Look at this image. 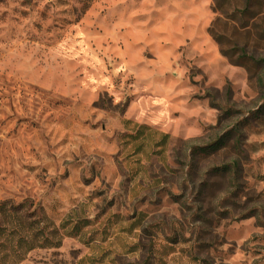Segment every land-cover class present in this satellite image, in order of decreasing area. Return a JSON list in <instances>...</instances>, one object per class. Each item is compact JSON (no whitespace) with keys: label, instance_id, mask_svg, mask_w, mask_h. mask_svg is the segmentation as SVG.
<instances>
[{"label":"rangeland","instance_id":"rangeland-1","mask_svg":"<svg viewBox=\"0 0 264 264\" xmlns=\"http://www.w3.org/2000/svg\"><path fill=\"white\" fill-rule=\"evenodd\" d=\"M256 60L264 0H0V202L62 237L19 264H264V118L188 151L260 104Z\"/></svg>","mask_w":264,"mask_h":264},{"label":"trees","instance_id":"trees-1","mask_svg":"<svg viewBox=\"0 0 264 264\" xmlns=\"http://www.w3.org/2000/svg\"><path fill=\"white\" fill-rule=\"evenodd\" d=\"M258 66L264 60L254 61ZM264 76V74H263ZM260 104L247 113L245 117L237 115L232 126L224 133L201 145H192L188 148L189 155L197 158H209L218 154L231 142V149L242 146V130L252 122L264 118V81L259 78ZM224 115L232 116L231 111ZM226 170H229L226 168ZM6 202H0V264H19L25 256L35 249L58 248L61 245V235L41 212L37 205L30 211L26 202L11 205L5 209ZM70 236H72L70 234Z\"/></svg>","mask_w":264,"mask_h":264}]
</instances>
